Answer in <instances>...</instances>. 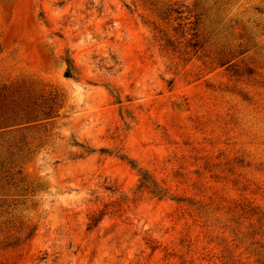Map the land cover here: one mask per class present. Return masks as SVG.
<instances>
[{"label": "rangeland", "instance_id": "374dc122", "mask_svg": "<svg viewBox=\"0 0 264 264\" xmlns=\"http://www.w3.org/2000/svg\"><path fill=\"white\" fill-rule=\"evenodd\" d=\"M0 264H264V0H0Z\"/></svg>", "mask_w": 264, "mask_h": 264}, {"label": "trees", "instance_id": "16d2710c", "mask_svg": "<svg viewBox=\"0 0 264 264\" xmlns=\"http://www.w3.org/2000/svg\"><path fill=\"white\" fill-rule=\"evenodd\" d=\"M67 65H68V69L66 71V77H72L73 75V65H72V61L71 60H67Z\"/></svg>", "mask_w": 264, "mask_h": 264}]
</instances>
